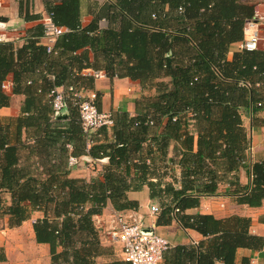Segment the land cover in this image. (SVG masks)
Listing matches in <instances>:
<instances>
[{"label": "trees", "instance_id": "trees-1", "mask_svg": "<svg viewBox=\"0 0 264 264\" xmlns=\"http://www.w3.org/2000/svg\"><path fill=\"white\" fill-rule=\"evenodd\" d=\"M84 1L47 2L54 23L66 28L52 52L40 41L42 23L27 29L23 43H0V108L11 105L3 89L9 74L12 93L24 97L18 115L0 116V219L18 227L42 212L33 230L37 243L50 246L51 264H131L98 261L114 251L102 243L94 218L109 204L117 212L138 209L129 192L147 186L161 208L157 225L177 220L204 237L197 245L171 246L164 264H234L240 248L261 250L264 236L251 232V218L188 212L226 183L238 203L264 202V159L250 162L249 184L239 178L250 150L243 114L264 110V49L228 57L244 40L255 6L116 0L112 19L120 18L121 27L99 29L100 17L83 25ZM90 52L94 62H106L109 76L139 80L156 92L137 101L136 115L116 111L111 129L88 135L70 96L69 117L59 119L50 94L70 86L95 91V77L84 72L96 70ZM82 155L109 158L102 177L71 176L69 158ZM6 259L0 247V261Z\"/></svg>", "mask_w": 264, "mask_h": 264}, {"label": "crops", "instance_id": "crops-1", "mask_svg": "<svg viewBox=\"0 0 264 264\" xmlns=\"http://www.w3.org/2000/svg\"><path fill=\"white\" fill-rule=\"evenodd\" d=\"M240 1L255 6L256 26L262 36L260 44L264 47V0ZM47 2H58V0H1L0 20L9 22L13 26L6 32L8 41L23 43V37L26 35L28 28L38 23L43 24L45 17L49 15L46 7ZM115 2L116 0H85L82 4L83 25L86 26L94 19L100 17L98 20L99 29L112 26L121 27L120 18L117 20L112 19ZM165 6L167 9L169 8L167 4ZM100 12L101 15L99 14ZM26 16H38V19L28 20ZM40 41L44 45L47 43L44 37ZM239 43H234L230 47L229 59L233 58L235 52L241 50ZM90 59L94 62V53L92 52H90ZM94 63L95 65L97 63L96 67H94L96 68L95 71L103 72V76L95 78L94 83V90L100 95L101 111L109 114L116 111H127L131 115H136L137 101L143 96H150L151 94H147L149 89L144 87L139 80H134L130 77L109 76L104 70L106 62L101 60V58L97 61L95 60ZM7 81L8 85L3 87V89L12 96V100L10 106L0 108V116H16L19 113L24 97L12 93V74L8 75ZM243 121L250 137V150L249 162L246 168L240 170L239 178L242 185H247L251 181L250 162L264 159V110H259L255 113L252 111L245 112ZM174 145L175 142L170 145L169 157L173 156ZM77 158L79 160L78 164L74 166L69 164L72 177L86 178L88 180L94 177H102L105 167L109 164L108 157L98 159L82 155ZM175 174L179 178L180 171L177 170ZM229 189L230 186L227 183L220 185L218 192L203 196L200 206L192 208L188 212L212 214L217 218H225L232 215L246 216L252 220L251 232L264 236V202L259 207L238 203V196L231 194ZM129 197L139 202L138 209L117 212L109 204L101 214L96 215L94 218L96 226L100 229L102 243L114 251V255L98 258L99 262H105L113 258L123 259L120 245L112 243L104 233L113 225L112 221L115 213L137 217L144 216L146 222L156 224L157 215L149 214L151 205L155 203L150 197L149 188L145 186L140 191H131L129 192ZM41 216L42 212L36 211L31 218L18 227H10L8 217L0 219V222L3 223L0 227V247L4 249L7 257L5 261H0V264H51L50 246L37 243L35 240L33 224ZM156 227L158 233L167 238L172 247L177 245H197L204 239L196 230L183 228L177 220H173L171 224L167 225L156 224ZM244 260H248L250 264H264V247L261 250L240 248L234 264H244Z\"/></svg>", "mask_w": 264, "mask_h": 264}, {"label": "built area", "instance_id": "built-area-1", "mask_svg": "<svg viewBox=\"0 0 264 264\" xmlns=\"http://www.w3.org/2000/svg\"><path fill=\"white\" fill-rule=\"evenodd\" d=\"M43 25L45 27L43 37L47 41L48 51L52 52L57 38L65 32L66 28L55 24L50 15L45 17ZM256 25L255 14V18L248 20L245 25V37L239 43L241 50L253 51L260 48L264 49L260 44L262 39L261 32ZM12 27L9 22L0 20V43L8 41L6 32ZM84 72L95 78L103 76L102 71L87 69ZM5 83L3 87L6 86ZM65 90L62 87L54 88L50 94L56 118L58 113L68 110L67 96L69 95L74 105L78 107L82 127L86 134L95 133L101 127L111 128L114 123L112 114L99 109L98 93L96 91L77 89L74 86H70L68 92ZM78 162L79 160L75 156L69 158L70 166H74ZM160 210V205L158 202H155L151 205L149 214L158 215ZM112 222L113 225L104 233L108 237V240L120 245L125 261L131 264H164V254L171 247V243L167 238L158 233L155 223L150 224L146 222L144 216L137 217L123 213H115Z\"/></svg>", "mask_w": 264, "mask_h": 264}, {"label": "water", "instance_id": "water-1", "mask_svg": "<svg viewBox=\"0 0 264 264\" xmlns=\"http://www.w3.org/2000/svg\"><path fill=\"white\" fill-rule=\"evenodd\" d=\"M69 117L68 110H63L62 112L58 113L57 118L66 119Z\"/></svg>", "mask_w": 264, "mask_h": 264}, {"label": "rangeland", "instance_id": "rangeland-1", "mask_svg": "<svg viewBox=\"0 0 264 264\" xmlns=\"http://www.w3.org/2000/svg\"><path fill=\"white\" fill-rule=\"evenodd\" d=\"M264 31V30H263ZM262 35H263V33H262ZM6 85H8V81L5 83ZM6 90H7V88H6ZM148 95H153V94H155V90L153 89V90H149L148 91V93H147ZM3 225V223L2 222H0V227Z\"/></svg>", "mask_w": 264, "mask_h": 264}]
</instances>
